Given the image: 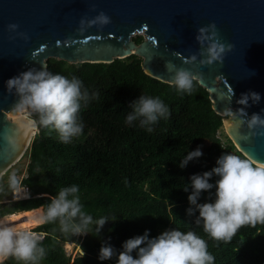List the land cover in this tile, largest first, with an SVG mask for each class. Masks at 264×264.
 <instances>
[{"label": "trees", "instance_id": "1", "mask_svg": "<svg viewBox=\"0 0 264 264\" xmlns=\"http://www.w3.org/2000/svg\"><path fill=\"white\" fill-rule=\"evenodd\" d=\"M133 39L139 43L142 36ZM141 61L134 54L108 63L47 59L48 71L69 79L77 77L98 98L82 105L79 116L84 128L70 143L61 142L51 128L38 127L23 153L27 162L19 184L27 188V198L3 199L7 191L11 195L16 180L1 186L0 220L41 207L44 211L43 206L60 188L77 185L87 214L94 220L103 216L116 220L106 223L96 236L93 225L80 242L84 255L81 251L71 260L63 244L73 241L75 234L64 233L58 222L37 225L34 230L43 233L40 240L46 249L40 264H116L115 257L99 260L103 244H110L118 253L126 240L145 231L151 239L173 228L195 230L207 241L215 264H264V225L244 226L230 241L215 242L202 226H195L198 212L187 214L195 207L187 200L192 189L183 190L190 185L189 178L210 171L221 155L241 154L222 134V116L212 109L208 92L196 85L191 95L178 93L174 86L147 75ZM140 95L159 97L171 113L167 120L161 118L153 125L151 133L138 120L131 125L125 122L130 103ZM197 147L203 155L181 169L180 160ZM217 179L213 176L209 182L215 184ZM214 193L215 187L202 192L197 203L212 202ZM4 264L17 262L8 259Z\"/></svg>", "mask_w": 264, "mask_h": 264}, {"label": "water", "instance_id": "2", "mask_svg": "<svg viewBox=\"0 0 264 264\" xmlns=\"http://www.w3.org/2000/svg\"><path fill=\"white\" fill-rule=\"evenodd\" d=\"M101 11L111 23L78 34L79 20ZM210 23L222 42L233 45L232 51L222 64L183 63L200 50L197 29ZM9 24H17V31L9 32ZM136 35L142 36L139 43L133 39ZM69 38L75 43L65 47ZM130 54L140 57L144 72L161 83L172 85L168 63L199 73L202 82L197 85L208 92L212 109L222 116L225 136L237 151L264 162V136L245 138L247 129L237 130L223 115L225 108L241 107L236 103L241 94L256 92L259 103L249 101L245 111L249 117L264 116V0H0V178L39 132L27 126L30 118L13 110L18 97L7 91V80L32 67L40 69V62L47 65L49 58L108 63Z\"/></svg>", "mask_w": 264, "mask_h": 264}, {"label": "clouds", "instance_id": "3", "mask_svg": "<svg viewBox=\"0 0 264 264\" xmlns=\"http://www.w3.org/2000/svg\"><path fill=\"white\" fill-rule=\"evenodd\" d=\"M110 23L111 18L101 11L92 18L82 17L77 32L82 34L92 27L102 29ZM18 27L17 24H9L8 31L16 32ZM17 35L24 40L28 39L25 33ZM195 41L199 52L190 55L183 63L193 64L198 61L201 67L212 66L214 63L222 64L226 54L233 49L232 44L221 41L214 23L198 28ZM57 43L59 46L60 42ZM73 43L75 41L71 38L63 42L65 47ZM153 46H157L154 39ZM40 65V69L29 68L6 81L7 91L18 97L13 110L29 115L27 126L51 128L58 134L61 142L70 143L84 128L79 116L82 105L86 107L91 100L97 99L98 93L90 94L75 76L69 79L58 73L53 74L48 71L46 64L40 62ZM165 67L172 74L170 83L178 93L191 95L195 86L202 82L199 73L193 74L171 63ZM249 101L252 104L259 103L260 95L256 92L241 94L240 99L236 101L241 107L235 111L230 107L225 108L223 115L237 130L242 127L247 129L245 138L264 136V116L254 113L249 117L245 111L250 106ZM129 108L131 110L125 115V122L131 125L138 120L139 126L149 133L161 118L167 120L171 115L169 108L159 97L140 95L130 103ZM8 143L12 145L13 141L9 140ZM202 155V150L197 147L180 160L179 167L183 169L190 161ZM213 176L218 177L215 184L209 182ZM189 179L190 185H185L183 190L187 192L189 187L192 189L187 200L189 205L195 207H190L187 214L198 212L195 226H202L209 239L215 242L230 241L244 226L264 225V162L247 153H226L216 160V166L210 171L193 175ZM12 183L15 184V181ZM213 187L214 200L198 204L201 193L210 192ZM43 207L45 210L41 219L44 222H58L64 233L82 237L89 235L93 225L96 236L106 223L116 220L115 217L109 219L107 216L94 220L87 214L80 203L77 185L60 188ZM81 251L84 255L82 249ZM45 255L46 249L42 246L38 234L17 231L14 226L0 222V264H4L8 259H14L17 264H40ZM113 257L116 258V264H215V257L209 252L207 241L192 229L181 231L173 228L151 239L145 231L143 235L126 240L122 251L118 253L110 244H103L99 250V260H111Z\"/></svg>", "mask_w": 264, "mask_h": 264}, {"label": "rangeland", "instance_id": "4", "mask_svg": "<svg viewBox=\"0 0 264 264\" xmlns=\"http://www.w3.org/2000/svg\"><path fill=\"white\" fill-rule=\"evenodd\" d=\"M25 115L27 118H30L29 115L25 112ZM222 134H225L224 128H221ZM222 139L224 140L225 137L222 135ZM27 162V157L22 155L20 159L0 178V191L3 187V185H6L8 183H11L12 180H16V183L18 182V179L21 178L25 174V166ZM5 196H3V199L9 198L10 193L8 191L4 193ZM42 212H44L42 210ZM7 221V219L5 220ZM37 226V225H36ZM34 226V227H36ZM32 227V228H34ZM31 229V228H30ZM28 229V230H30ZM27 229H20L17 231H25ZM82 236L75 235V239L71 242H65L63 244V250L66 254V257H69L70 260L73 259L75 256L81 253L80 251V240Z\"/></svg>", "mask_w": 264, "mask_h": 264}, {"label": "bare ground", "instance_id": "5", "mask_svg": "<svg viewBox=\"0 0 264 264\" xmlns=\"http://www.w3.org/2000/svg\"><path fill=\"white\" fill-rule=\"evenodd\" d=\"M18 114L26 117L25 112H18ZM42 215L43 212L41 208L24 214L14 215L12 218L7 219V221L2 222L14 226L16 230L30 229L40 223H43V220L41 219Z\"/></svg>", "mask_w": 264, "mask_h": 264}, {"label": "built area", "instance_id": "6", "mask_svg": "<svg viewBox=\"0 0 264 264\" xmlns=\"http://www.w3.org/2000/svg\"><path fill=\"white\" fill-rule=\"evenodd\" d=\"M19 183H20V178L18 179V182L16 183V185L14 186L11 192V197H10L11 201H18L27 198V194H28L27 188L25 186H21ZM25 231L36 233L39 235L40 238L43 237V233L36 232L34 229H30V230L27 229Z\"/></svg>", "mask_w": 264, "mask_h": 264}, {"label": "crops", "instance_id": "7", "mask_svg": "<svg viewBox=\"0 0 264 264\" xmlns=\"http://www.w3.org/2000/svg\"><path fill=\"white\" fill-rule=\"evenodd\" d=\"M42 210H43V209H42ZM32 211H35V210H32ZM22 214H24V213H22ZM8 216H9V215H8ZM6 217H7V216L3 217V218H2L3 220H0V221L2 222V221H5L6 219H10V218L13 217V215H12V217H11V216H10V217H7V218H6ZM43 222H44V221H43ZM40 224H42V223H40ZM40 224H38V225H40Z\"/></svg>", "mask_w": 264, "mask_h": 264}]
</instances>
